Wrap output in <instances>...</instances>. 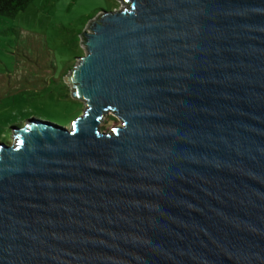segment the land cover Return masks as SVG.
Here are the masks:
<instances>
[{
    "label": "water",
    "instance_id": "water-1",
    "mask_svg": "<svg viewBox=\"0 0 264 264\" xmlns=\"http://www.w3.org/2000/svg\"><path fill=\"white\" fill-rule=\"evenodd\" d=\"M119 1L0 142V264H264V0Z\"/></svg>",
    "mask_w": 264,
    "mask_h": 264
},
{
    "label": "rangeland",
    "instance_id": "rangeland-1",
    "mask_svg": "<svg viewBox=\"0 0 264 264\" xmlns=\"http://www.w3.org/2000/svg\"><path fill=\"white\" fill-rule=\"evenodd\" d=\"M119 0H32L15 16L0 15V142H14L15 125L37 118L70 127L86 109L63 80L86 54L83 33ZM113 112L100 128L122 125Z\"/></svg>",
    "mask_w": 264,
    "mask_h": 264
},
{
    "label": "trees",
    "instance_id": "trees-1",
    "mask_svg": "<svg viewBox=\"0 0 264 264\" xmlns=\"http://www.w3.org/2000/svg\"><path fill=\"white\" fill-rule=\"evenodd\" d=\"M32 0H0V15L15 16L24 10ZM21 126V123L15 125Z\"/></svg>",
    "mask_w": 264,
    "mask_h": 264
}]
</instances>
